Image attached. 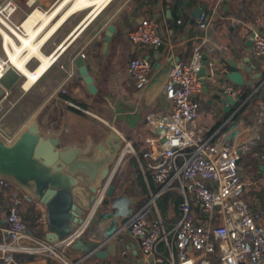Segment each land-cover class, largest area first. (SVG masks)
<instances>
[{
    "label": "crops",
    "instance_id": "1",
    "mask_svg": "<svg viewBox=\"0 0 264 264\" xmlns=\"http://www.w3.org/2000/svg\"><path fill=\"white\" fill-rule=\"evenodd\" d=\"M45 3V0H36L35 4L24 1L14 19L17 20V14L24 8L41 7ZM201 4L204 5L202 11L207 14L206 27L198 24L201 17L196 8ZM147 16H153L159 22L163 38L159 47L133 43L126 36L129 29ZM78 20L50 51L75 28ZM109 24L114 25V31L108 45L104 46L103 36ZM253 29L264 34V0H108L29 88L24 89L23 81H20L22 91L36 90L41 99L21 118L15 130L0 129V136L5 141H12L29 121L36 118L43 132L60 136L63 143L83 141L89 134L99 140L113 128L128 136L135 150V154L127 155L116 164L110 179L115 190L98 205L94 214L96 219L84 237L93 242V248L100 250L114 243L118 248L117 255L108 252L97 256L71 246L66 248L71 262L150 264L140 255L139 239L123 227L126 218L121 210L125 205L131 209L140 206L143 194L138 184L139 175L147 183L145 170L149 169L151 173L149 164L157 158L159 130L148 122L146 114L168 109L164 85L169 68L175 61L188 62L193 47L199 43L208 64L227 66L225 75L239 89V95H223L217 89V82L206 78L205 88L202 83L201 90L194 96L198 104L196 119L207 122L209 128L203 134L211 140L222 139L238 149L250 143L248 149L241 151L239 162L245 183L243 197L253 213L264 218V165L259 155L264 150V57L253 55L249 49L248 40ZM81 53L97 87L95 93L89 92L79 78L75 58ZM134 58H145L151 63L147 81L141 86H135L127 75L128 63ZM228 58L237 65H231ZM14 86L4 92L6 96ZM168 192L174 195V206L171 207L166 201ZM13 194L22 197L21 210L28 234L22 241L33 244V237H45L48 232L47 223L40 219L45 205L16 185L0 182V205L5 207ZM187 194L191 199V193ZM161 196L160 203L152 208L150 218H158V215L162 218L167 242L161 239L157 249L168 253V244L175 249L174 223L180 217L179 204L184 195L174 180L158 197ZM191 202L196 219L207 222L208 214ZM213 220L218 221L217 214L213 215ZM5 225V214L0 212V240ZM15 257L21 264H62L41 253L17 252ZM134 257L138 262L133 260ZM0 264H3L1 260Z\"/></svg>",
    "mask_w": 264,
    "mask_h": 264
},
{
    "label": "built area",
    "instance_id": "2",
    "mask_svg": "<svg viewBox=\"0 0 264 264\" xmlns=\"http://www.w3.org/2000/svg\"><path fill=\"white\" fill-rule=\"evenodd\" d=\"M35 4L36 0H0V26L8 31L11 27L20 29V22L14 15L21 9L23 2ZM200 27L208 25L207 14L200 13ZM0 36L2 32L0 31ZM133 42L159 47L163 38L159 22L153 16L142 17L126 32ZM250 51L253 55H264V34L253 29L249 35ZM201 43L193 47L188 62L175 61L168 71L164 85V95L168 109L149 112L146 119L158 130L157 158L149 168L153 180L159 184L158 190L149 192V198L138 208L125 205L123 227L139 239L140 255L150 264H264V221L255 215L245 201L243 193L245 183L239 171L238 158L241 151L249 148L250 143L240 149L222 139L211 140L205 137L207 122L197 120L198 104L194 98L201 90L202 80L198 75L203 64ZM83 56V53H81ZM205 76L217 82V89L225 96L236 97L239 89L225 77L227 66L223 63L205 64ZM4 57L0 55V74L6 69ZM151 63L145 58H134L127 66V75L135 86L147 81ZM221 77H224L221 79ZM77 108L79 105L73 104ZM123 144L118 161L129 154H135L128 136L121 134ZM240 150V153L238 152ZM264 165V150L259 152ZM181 158V161H178ZM174 180L184 195L179 204L180 217L174 223L175 249L167 245L168 253L157 249L161 239L167 242V233L163 231L162 218L151 219L152 208H156V199ZM1 183H8L0 179ZM110 181L98 189L95 198L83 214V219L64 236L56 240L46 237H33V244L22 241L28 237L22 215V197L13 194L6 204L0 205L5 214L6 225L0 240V260L3 264H21L15 253H41L62 264L71 262L66 248L84 238L90 222L99 204L106 199V190ZM191 193V199L187 193ZM208 214L205 223L198 221L192 211V202ZM217 214L218 221L213 220ZM46 223V210L40 214ZM89 233V232H88ZM92 237V236H91Z\"/></svg>",
    "mask_w": 264,
    "mask_h": 264
},
{
    "label": "water",
    "instance_id": "3",
    "mask_svg": "<svg viewBox=\"0 0 264 264\" xmlns=\"http://www.w3.org/2000/svg\"><path fill=\"white\" fill-rule=\"evenodd\" d=\"M203 8V4L199 5L196 8L197 14H200ZM86 19L87 17L60 42L55 48V51L58 50L57 53L86 24L89 20ZM113 31L114 25L109 24L103 36L104 46L108 45ZM251 44L249 38V49ZM228 61L233 66L237 65L229 58ZM203 64H207L205 54H203ZM75 65L79 71V78L85 82L88 91L95 93L97 87L82 55L76 56ZM204 65L199 69L198 75L205 88ZM227 76L225 75L226 78ZM21 77V73L13 65H7L0 74V96ZM122 144L120 133L113 128H110L99 140H95L89 134L83 141L63 143L60 136L43 132L37 119L33 118L12 141L7 142L0 136V179L16 185L26 195L45 205L48 227L45 237L56 240L82 221L83 212L92 204L98 189L102 184L110 181L118 163ZM238 152L240 153V150ZM240 158L241 156L238 162ZM114 190L115 185L109 183L106 196H112ZM95 219L96 216H93L90 226ZM92 244L93 242L82 237L76 240L72 247L97 256L108 252L114 255L118 253L114 243L108 245L107 249L101 250L93 248ZM124 255L126 256V253ZM133 260L138 262L137 257Z\"/></svg>",
    "mask_w": 264,
    "mask_h": 264
},
{
    "label": "bare ground",
    "instance_id": "4",
    "mask_svg": "<svg viewBox=\"0 0 264 264\" xmlns=\"http://www.w3.org/2000/svg\"><path fill=\"white\" fill-rule=\"evenodd\" d=\"M107 1L108 0H55L48 9L42 10L39 7H32L27 12L20 22V27L24 30L23 33L13 27L7 31L0 26V31L2 32L1 45L5 53L6 64L13 65L21 73V81H23L22 87L24 89L29 88L50 65L56 55L59 54L57 53L58 50L55 51L58 45L50 52H42L41 45L44 41H46V39H48L71 14L78 10L86 9V12L78 20L77 26L86 17V20L93 17ZM22 50H24L23 53H21ZM32 56L38 59V64L34 68H29L27 62Z\"/></svg>",
    "mask_w": 264,
    "mask_h": 264
},
{
    "label": "rangeland",
    "instance_id": "5",
    "mask_svg": "<svg viewBox=\"0 0 264 264\" xmlns=\"http://www.w3.org/2000/svg\"><path fill=\"white\" fill-rule=\"evenodd\" d=\"M55 0H45V4L39 7L42 10L48 9L50 6H52L53 2ZM31 8L26 7L24 8V11H20V13L17 14V20L20 22L27 12ZM86 12V9L78 10L77 12L71 14L65 22L41 45V51L44 53L49 52L52 47L54 46L55 42L61 38L65 34V31L78 19H80L83 14ZM16 19V18H15ZM19 32L23 33L24 30L20 27L18 30ZM2 36H0V55L5 58V53L2 48ZM24 50H22L21 53H23ZM31 59V60H30ZM30 60V61H29ZM27 62V66L29 68H33L37 63V58L35 56H32L29 58ZM22 80V77L15 83L14 88L9 92V94L6 96L5 93H3L2 96L5 95V98L3 97L1 103H0V129H7L9 131L15 130L18 123L20 122L21 118L23 116L27 115V113L36 106L37 102L41 99L40 93H37L36 90H28V91H22L20 89V81ZM13 87V86H12ZM11 89V88H10ZM42 120V119H41ZM1 131V130H0ZM118 177V173H116V177L114 178L115 182ZM168 196L166 197V201L168 206H174L172 202V198L174 195H172L171 192H168ZM164 196V195H163ZM158 197L156 199V203H160V200L162 197Z\"/></svg>",
    "mask_w": 264,
    "mask_h": 264
},
{
    "label": "trees",
    "instance_id": "6",
    "mask_svg": "<svg viewBox=\"0 0 264 264\" xmlns=\"http://www.w3.org/2000/svg\"><path fill=\"white\" fill-rule=\"evenodd\" d=\"M145 174H146V178H147V183H145V181L143 180V178H142L141 175H139V181H138V184L141 187V193L143 194V197L141 199L140 205L143 204V203H145L147 201V199L149 198V192L150 191L154 192V191L158 190V188H159V184H157L153 180L149 169H146L145 170ZM175 201L177 202L178 201V198L175 199ZM163 210L164 209H162V211Z\"/></svg>",
    "mask_w": 264,
    "mask_h": 264
}]
</instances>
